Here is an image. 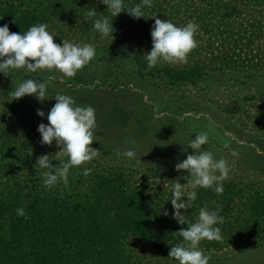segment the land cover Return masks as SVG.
Segmentation results:
<instances>
[{"label": "trees", "instance_id": "trees-1", "mask_svg": "<svg viewBox=\"0 0 264 264\" xmlns=\"http://www.w3.org/2000/svg\"><path fill=\"white\" fill-rule=\"evenodd\" d=\"M137 2L125 0L129 7ZM92 7L113 20L115 32L108 38L115 44L103 50L104 57L131 60L141 78L196 84L217 74L264 70V0H153L138 19L127 11L111 17L100 0H0V26L20 33L36 23L67 22L85 37L101 38L92 19H85ZM154 13L177 25H199L198 46L187 63L147 67L143 55L152 48ZM40 123H48L46 114L0 105V264H150L133 253L132 243L152 244L166 254L184 243L178 231L188 225L173 218L172 186L135 170L90 161L70 169L67 185L46 187L43 172L52 169L35 166L37 158L48 154L56 166L67 156L57 157L55 141L40 143ZM83 168L92 171L84 176ZM223 185L221 194L214 186L198 187L191 207L181 209L188 222L204 206L223 217V238L204 239L199 248L264 245V182L227 179ZM21 207L25 215H17Z\"/></svg>", "mask_w": 264, "mask_h": 264}, {"label": "rangeland", "instance_id": "rangeland-1", "mask_svg": "<svg viewBox=\"0 0 264 264\" xmlns=\"http://www.w3.org/2000/svg\"><path fill=\"white\" fill-rule=\"evenodd\" d=\"M47 25L54 42L93 44L95 58L72 77L55 68L0 73V105L18 104L47 115L57 93L70 95L81 106L91 105L97 117V140L91 146L99 149L92 161L129 168L167 186L176 179L187 183V170L178 171L175 165L194 152L187 148L188 141L206 131L210 140L203 147L227 159L228 179L264 182V70L170 85L166 79L141 78L131 60L105 58L102 52L115 44L114 39L85 37L67 22ZM28 78L47 81L51 98L40 101L25 95L12 100L9 91ZM125 148H135L141 162L118 157L116 150ZM131 249L150 264H178L152 244L135 241ZM200 250L210 254L209 264H264V245L244 251Z\"/></svg>", "mask_w": 264, "mask_h": 264}, {"label": "clouds", "instance_id": "clouds-1", "mask_svg": "<svg viewBox=\"0 0 264 264\" xmlns=\"http://www.w3.org/2000/svg\"><path fill=\"white\" fill-rule=\"evenodd\" d=\"M100 2L107 6L106 11L114 18L122 11H127L134 19L146 17L144 9L153 6V0H139L131 7L126 5L125 0ZM151 18H154L150 30L152 48L143 55L147 67L151 69L161 63H187L189 53L198 46L196 35L199 25L194 21H188L182 26L177 25L172 20L159 18L155 13ZM85 19H92V27L101 38L114 35L113 20L110 21L108 15L98 16L96 7L85 12ZM54 37L46 23L33 24L20 33L10 31L8 24H3L0 26V73L8 75L16 69L35 72L38 69L55 68L65 76L72 77L97 54L95 46L91 43L80 44L66 40L58 43L54 42ZM47 87V81L28 78L9 91L8 95L12 100L34 95L43 101L51 98L47 94ZM54 98L56 103L47 113L48 123H40L37 131L41 134V144L51 145L55 141L60 147L56 152L57 157L66 155L67 160H59V165L54 166L48 154L37 158L35 166L52 169L43 172L42 183L46 187L55 186L59 182L67 185L70 169L92 161L99 153V149L91 146L93 141L97 140L94 131L97 128L95 108L91 105L81 106L67 94L57 93ZM37 114L45 116L41 109H37ZM209 140L206 131L196 133L188 141L187 147L194 152L175 165L178 171L188 172L187 183L182 184L179 179L173 180L170 199L174 208L173 218L181 225H188L178 231L184 243L173 245L168 254L177 260L178 264H209L210 254L200 250V242L204 239L219 241L223 238L218 226L223 222V217L219 216L217 211H210L207 206L201 207L194 222H188L185 213L181 212V209H189L196 200L198 187L214 186V191L218 194L224 191L223 181L229 178L230 165L226 158H217L212 151L203 147ZM116 154L118 157L141 162L135 148H125L123 151L117 149ZM91 171V168L82 169L84 176H88ZM16 213L25 215L24 208H17Z\"/></svg>", "mask_w": 264, "mask_h": 264}]
</instances>
